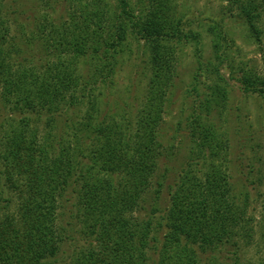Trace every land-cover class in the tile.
Listing matches in <instances>:
<instances>
[{"label":"trees","instance_id":"obj_1","mask_svg":"<svg viewBox=\"0 0 264 264\" xmlns=\"http://www.w3.org/2000/svg\"><path fill=\"white\" fill-rule=\"evenodd\" d=\"M222 1L221 17L192 27L179 0H146L137 14L127 0H36L25 19L0 0V264H61L78 238L68 264H243L255 239L264 264V218L250 214L262 195L246 190L263 183L244 177L237 191L228 139L210 118L227 103L224 65L227 81L264 100V69L227 64L224 29L236 19L259 41L264 0ZM130 36L145 84L110 100ZM186 48L196 59L184 121L194 147L159 208L164 115Z\"/></svg>","mask_w":264,"mask_h":264},{"label":"rangeland","instance_id":"obj_2","mask_svg":"<svg viewBox=\"0 0 264 264\" xmlns=\"http://www.w3.org/2000/svg\"><path fill=\"white\" fill-rule=\"evenodd\" d=\"M36 0H3L5 5L3 9L11 8L15 11H20L24 19L30 17L33 9H35ZM112 4H118V0H108ZM129 8L135 11V14L141 10V3H145L146 0H127ZM180 5L185 7V12L188 19L193 20L192 27L198 21H204L206 19H212L221 17L219 6L223 5L222 0H179ZM24 21V22H23ZM21 23V31H15L12 27V35H21L27 29L28 23L23 20ZM264 21V20H263ZM264 29V22L262 23ZM224 29L227 30V42L229 47V60L228 63L241 64L246 63L254 66L257 70L262 71L264 69V30L256 38V35H252L247 27L238 22L236 19H226L224 21ZM129 37L131 44L132 55L129 57H123L122 61L118 64V68L114 76L109 79L108 83L113 86L110 93V100L118 98V94H121L124 99L128 96H138V91L135 88L136 84H145V80L139 78L141 60L139 56L140 43L138 44L136 39ZM202 47V46H201ZM212 54L210 41L208 38H204L202 47V57L207 60ZM213 58L211 57V60ZM195 57L193 49L186 48L180 57V64L177 67V77L174 82L173 100L171 109L164 115V124L162 132L165 134L166 142L165 151L166 154L160 162L157 173L163 174L164 188L162 193L158 196L160 200L157 203V207H163V200L167 197L166 186L172 184L178 172L183 169L185 161L190 156V149L193 146L190 143L191 139L187 137V129H185V117L190 113L186 109L187 104L194 102L197 96H189L186 92L189 89L190 78L194 73ZM139 67V68H138ZM142 68V66H141ZM229 68L224 65L220 69V73L224 76V82L219 83L221 86L227 84L224 101L226 106L222 109H218L215 114L210 115L211 121H214L220 127V133L224 139H228L229 147V159L233 167V176L236 180L237 191L241 192V187L244 181V177L248 178V184L251 185V180L254 181V186H257V179H261L262 185L259 190H251V187L246 188L251 199L256 198V192H260L262 195L257 198V202L254 205V210L250 214L253 217L261 221L264 218V100L256 94H244L241 90V85L236 80H228ZM227 81V82H226ZM217 82V81H216ZM213 85V79L211 77L205 82V85ZM129 91V92H128ZM191 91V86H190ZM202 88L198 90L201 93ZM109 95V94H107ZM140 95L142 93L140 92ZM227 99V100H226ZM203 100V99H202ZM217 119V120H216ZM213 121V122H214ZM219 133V134H220ZM221 137V139H223ZM223 139V140H224ZM249 174V172H251ZM162 181V176L160 179ZM244 185H246L244 183ZM152 199V196H151ZM151 209L147 206V212ZM262 218V219H261ZM258 239H255V243L247 248L244 252L243 264H257L259 258L262 256V244L256 245ZM83 241L79 240L70 248H65L61 254L60 263L68 264L71 261L73 251L82 247Z\"/></svg>","mask_w":264,"mask_h":264}]
</instances>
